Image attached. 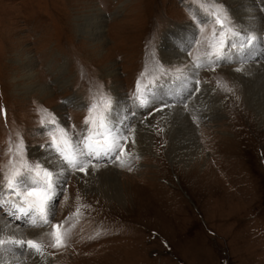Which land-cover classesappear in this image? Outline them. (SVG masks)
<instances>
[{
  "label": "rangeland",
  "instance_id": "374dc122",
  "mask_svg": "<svg viewBox=\"0 0 264 264\" xmlns=\"http://www.w3.org/2000/svg\"><path fill=\"white\" fill-rule=\"evenodd\" d=\"M254 1L264 34V0ZM223 4L233 25L245 28L230 4ZM92 6L104 16L100 42L80 25ZM198 7L195 0H0V180L13 156L10 141L14 150L22 137L26 159L45 161L35 151L47 153L40 145L49 142L42 110L82 133L87 106L103 93L113 106L124 101L126 124L154 121L156 130L148 153L127 143L128 155H122L127 166L107 158L94 161L126 176L122 201L84 189L79 172L69 177L53 221L70 217L63 225L70 229L66 248L47 246L51 238L45 233L51 228L20 225L25 237L46 244L44 257L26 256L25 264H264V124L247 105L242 82L227 71L253 61L264 64V47L252 51L250 62L234 55L214 71L199 70L192 78L203 88L194 97L201 85H181L175 70L187 76L193 58L203 59L209 51L205 37L213 25L197 34L191 12ZM187 38L191 42L182 48L187 62L167 64L164 40L180 44ZM157 62L167 75L158 71ZM146 69L143 84L155 76L157 85H165L162 97L169 106L162 111L133 106L137 80ZM26 76L36 78L41 89L47 86L50 95L24 90ZM212 97L223 107L210 116L219 106ZM178 106L187 110L203 147L187 163L170 158L171 136L160 116ZM133 110L135 115L142 111L139 118ZM30 232L39 234L32 238Z\"/></svg>",
  "mask_w": 264,
  "mask_h": 264
},
{
  "label": "snow or ice",
  "instance_id": "6c2138e0",
  "mask_svg": "<svg viewBox=\"0 0 264 264\" xmlns=\"http://www.w3.org/2000/svg\"><path fill=\"white\" fill-rule=\"evenodd\" d=\"M195 3L199 7L191 14L197 26V34L203 33L208 24L213 27L211 35L205 37L209 51L203 54V59L200 55L193 58L190 69L193 77L198 75L201 69L214 71L215 66L233 61L234 55L243 63L250 58L254 49L264 47V34L257 35L256 30L250 31L233 25L221 0H195ZM233 49L236 50L235 53L231 51ZM156 67L161 74H168L159 62ZM236 71H243V67H238ZM146 75L147 69L137 80L136 91L132 97L135 108H154L162 111L164 107L169 106L162 97L165 85H157L154 82L155 76L150 84H143ZM175 78L181 85L199 84V80L184 75L183 69L175 70ZM196 90L195 87L192 89ZM87 107L89 115L84 120L86 127L82 133L72 131L74 125L61 126L55 116L47 110H42L41 124L45 125L47 121L45 132L49 137L48 143L40 145L49 153L43 163L29 162L26 159L22 137L14 150L11 141L9 142L8 151L12 152L13 156L9 161L8 170L0 180V264H25L26 256L46 255L45 241L25 237L21 224L33 229L51 228L50 232L45 233L51 238L47 246L55 249L66 248L70 229H65L63 225L70 217L58 224L53 221L58 199H63L67 191L69 177L76 172L89 175L90 168H97L94 161L105 158L119 160L121 167L127 166V160L120 157L128 155L125 148L129 141L135 144V129L125 123L126 116L121 117L119 102L113 106L111 97L101 93ZM131 114L135 115V110ZM4 215L10 218L8 222L3 221ZM12 222L19 223L13 228ZM17 250L20 252L19 257L15 255ZM6 253L11 256L10 260L4 258Z\"/></svg>",
  "mask_w": 264,
  "mask_h": 264
},
{
  "label": "bare ground",
  "instance_id": "6f19581e",
  "mask_svg": "<svg viewBox=\"0 0 264 264\" xmlns=\"http://www.w3.org/2000/svg\"><path fill=\"white\" fill-rule=\"evenodd\" d=\"M221 1L230 4V6L234 10V13L239 17L238 18L239 23L242 25V27H245L250 31L256 30L257 35L262 34L261 23H260L262 18L259 11H257V6L254 0H221ZM92 7L93 9L89 8L87 14L83 16L81 20L83 22V25L82 24L80 25L82 27L83 33L85 34L89 33L90 36H92L95 41L100 42L102 34L104 33V29H105L104 16L102 15L101 12L98 11V9L95 8V6ZM190 39L187 38L185 41H182L180 44H175V42H172L169 39H165L161 50L164 61L167 64H177L180 66L185 64L187 62V58L185 57L186 56L184 53L185 50L184 49L182 50V48L188 47L187 44L191 42ZM250 61H252L251 57H250ZM250 61L246 60V62H250ZM250 63L252 64L238 66V67H243V71H236L238 67L229 68L227 69V71L231 74V76L234 78L235 81L242 82V84L244 85V93H245L244 97H246L245 101L247 105L250 107L251 110L258 113V115L260 116V120L262 121L261 123L264 124V64L261 63L260 60L256 62L253 61ZM191 67L188 68L189 74L187 73L188 74L187 76L190 79H193L192 78L193 73L190 71ZM27 68L28 69L31 68V64L28 65ZM25 79H26L25 81H28L29 83L26 86L22 87L24 90L28 91L35 88L34 89L35 91L33 92H36V94L42 95L43 97L50 95L51 91L48 90V88H46L47 86L43 87L42 89L36 86L37 85L35 81L36 78H34L33 76H26ZM202 88L203 87L201 85L200 91L194 97L200 94ZM205 90L213 94L212 90L210 89H205ZM195 92L196 91H194L193 93ZM118 97L120 99L119 95ZM212 98L214 104H216L217 106L219 104V106L218 109L211 111L212 113L210 116H213L217 111H220V109L223 107V104L221 103L220 100H217V97H212ZM118 102L120 105L121 117L124 116L127 117L125 112L124 101L120 99ZM133 106L135 107L134 103ZM173 108L174 109H169L160 114V116L163 119V123H164L163 126L166 128L167 133L170 134L171 136L170 137L171 150L169 152V156L170 158L175 160L177 158H180V160L182 159L187 163L192 160L194 155L196 156L202 154L203 147L198 143V134L196 128L194 127L188 116L187 110L179 106ZM142 111L140 112L136 110V115L138 118L139 115L142 113ZM125 122L128 123L129 120L126 119ZM153 122L146 121L145 123H137L134 127L131 125L135 129V134H134L135 144L132 143L130 144L132 145V147L134 146V148H136V151L148 153V151L152 150L153 140H155V131H156ZM35 151L37 152L36 155L40 159L45 160L49 155L48 151L47 153L46 152L42 153L39 152L38 150ZM120 159H126V158L121 156ZM88 171H89V175L87 176H85L83 173H80L76 176V178H78V181L80 182L81 186L84 189H87L91 192L97 191L103 194L104 196L113 197L115 199H118V201H122L124 197L123 191L125 188H123V186L121 185H122L123 177L126 178V176H123L122 173L116 171L113 168L105 166L104 164L103 166L97 164L96 169L90 168ZM3 221L6 222L4 219ZM38 234L39 232L28 233V235H30V237L32 238L34 236H37ZM16 252L20 253L18 250ZM15 255L18 256L19 254H15ZM4 258L10 260L11 256L5 254Z\"/></svg>",
  "mask_w": 264,
  "mask_h": 264
}]
</instances>
